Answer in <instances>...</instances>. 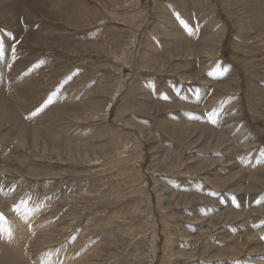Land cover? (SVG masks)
I'll use <instances>...</instances> for the list:
<instances>
[{
  "label": "rangeland",
  "instance_id": "rangeland-1",
  "mask_svg": "<svg viewBox=\"0 0 264 264\" xmlns=\"http://www.w3.org/2000/svg\"><path fill=\"white\" fill-rule=\"evenodd\" d=\"M0 106V264H264V0H0Z\"/></svg>",
  "mask_w": 264,
  "mask_h": 264
},
{
  "label": "bare ground",
  "instance_id": "bare-ground-1",
  "mask_svg": "<svg viewBox=\"0 0 264 264\" xmlns=\"http://www.w3.org/2000/svg\"><path fill=\"white\" fill-rule=\"evenodd\" d=\"M80 25H81V24H80ZM0 107H1V106H0ZM4 116H6L7 118H9V117H10V116H9V112H8V111L5 112V113H4ZM2 117H3V116H2ZM16 117H17V116H16ZM16 117H15V118H16ZM30 129H31V128H30ZM29 131H30V130H29ZM212 133H213V132H212ZM240 133H243V132H240ZM22 134H23V133H22ZM25 134H26V133H25ZM209 134H210V132H209ZM213 134H214V133H213ZM213 134H211V135H213ZM19 135H20V134H19ZM19 135H18V136H19ZM29 135H30V134H29ZM39 135H40V134H39ZM26 136H28V135H26ZM241 136H243V135H241V134L238 135V137L242 139ZM19 137H20V136H19ZM29 137H30V136H29ZM238 137H237V138H238ZM21 138H22V137H21ZM30 138H31V137H30ZM47 138H48V137H47ZM48 139H49V138H48ZM29 140H30V139H29ZM18 141H20V139H18ZM41 141H42V140H41ZM32 142H33V140H32ZM42 142H43V141H42ZM30 143H31V141H30ZM34 143H35V142H34ZM32 144H33V143H32ZM46 144H47V143H46ZM33 145H34V144H33ZM33 145H32V146H33ZM47 145H48V144H47ZM33 147H35V146H33ZM85 158H86V157H85ZM166 209H167V208H166ZM262 215H263V214H262ZM238 219H239V218H238ZM233 221H234V220H233ZM233 221H232V222H233ZM19 229H20V231H19ZM19 229H18V231L20 232L19 234L21 235V233H23V232L21 231V230H22V225L19 226ZM245 235H246V237H248V236L251 235V234H250L249 232H245ZM228 250H229V249H228ZM239 250H240V249H239ZM231 251H232V250H231ZM233 251H234V250H233ZM220 256H221V255H220ZM187 257H188V256H187Z\"/></svg>",
  "mask_w": 264,
  "mask_h": 264
}]
</instances>
